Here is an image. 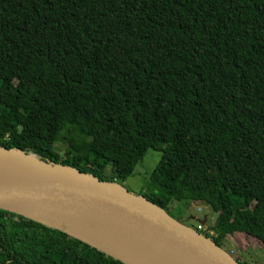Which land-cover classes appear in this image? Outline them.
<instances>
[{
  "label": "trees",
  "instance_id": "obj_1",
  "mask_svg": "<svg viewBox=\"0 0 264 264\" xmlns=\"http://www.w3.org/2000/svg\"><path fill=\"white\" fill-rule=\"evenodd\" d=\"M0 146L119 184L154 151L142 197L264 246V0H0ZM0 264L122 263L0 210Z\"/></svg>",
  "mask_w": 264,
  "mask_h": 264
},
{
  "label": "water",
  "instance_id": "obj_2",
  "mask_svg": "<svg viewBox=\"0 0 264 264\" xmlns=\"http://www.w3.org/2000/svg\"><path fill=\"white\" fill-rule=\"evenodd\" d=\"M0 210L122 264H239L210 238L117 182L1 146Z\"/></svg>",
  "mask_w": 264,
  "mask_h": 264
},
{
  "label": "rangeland",
  "instance_id": "obj_3",
  "mask_svg": "<svg viewBox=\"0 0 264 264\" xmlns=\"http://www.w3.org/2000/svg\"><path fill=\"white\" fill-rule=\"evenodd\" d=\"M159 157L158 153L149 150L143 161L135 167L133 174L121 185L130 193L142 195L149 174ZM169 213L182 224L197 232H200L199 221L205 220L206 226L210 227L217 216L207 205L198 202H175L170 206ZM222 248L234 259L239 260L241 264H264V246L251 237L242 234L226 237Z\"/></svg>",
  "mask_w": 264,
  "mask_h": 264
},
{
  "label": "built area",
  "instance_id": "obj_4",
  "mask_svg": "<svg viewBox=\"0 0 264 264\" xmlns=\"http://www.w3.org/2000/svg\"><path fill=\"white\" fill-rule=\"evenodd\" d=\"M200 228V227H199Z\"/></svg>",
  "mask_w": 264,
  "mask_h": 264
}]
</instances>
